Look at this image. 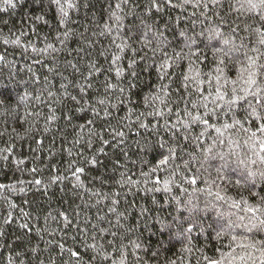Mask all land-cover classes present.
Masks as SVG:
<instances>
[{
	"label": "trees",
	"instance_id": "obj_1",
	"mask_svg": "<svg viewBox=\"0 0 264 264\" xmlns=\"http://www.w3.org/2000/svg\"><path fill=\"white\" fill-rule=\"evenodd\" d=\"M61 3L0 10V264H262L264 0Z\"/></svg>",
	"mask_w": 264,
	"mask_h": 264
},
{
	"label": "snow or ice",
	"instance_id": "obj_2",
	"mask_svg": "<svg viewBox=\"0 0 264 264\" xmlns=\"http://www.w3.org/2000/svg\"><path fill=\"white\" fill-rule=\"evenodd\" d=\"M53 2L59 8L60 14L66 18L67 17L66 7L64 4L61 3V0H53ZM3 5H4V7L0 10L7 11L9 9H14L17 6V0H3ZM67 7H69V8L74 7V5L69 3L67 5ZM117 7H119V5H117ZM61 22H63V21H61ZM17 42L18 41H13V43H17ZM5 43H7V41H5ZM48 47L52 48L53 46L51 44H49ZM53 50H55V49H53ZM34 51H35V49H34ZM119 135H123V133H119ZM77 171H82V169H77ZM76 178H77V180H79V176H77ZM37 183H39V181H37ZM21 191H23V189H21ZM262 264H264V261H262Z\"/></svg>",
	"mask_w": 264,
	"mask_h": 264
},
{
	"label": "clouds",
	"instance_id": "obj_3",
	"mask_svg": "<svg viewBox=\"0 0 264 264\" xmlns=\"http://www.w3.org/2000/svg\"><path fill=\"white\" fill-rule=\"evenodd\" d=\"M240 8L243 10V11H246V12H251V11H254L258 8L260 9H264V5H261V4H249V3H242L240 5ZM209 33L210 35L212 36H219V35H222V33L219 31V29H210L209 30ZM230 38L226 39L225 40V43L227 44L229 42Z\"/></svg>",
	"mask_w": 264,
	"mask_h": 264
}]
</instances>
